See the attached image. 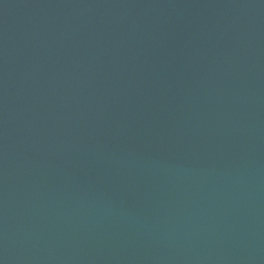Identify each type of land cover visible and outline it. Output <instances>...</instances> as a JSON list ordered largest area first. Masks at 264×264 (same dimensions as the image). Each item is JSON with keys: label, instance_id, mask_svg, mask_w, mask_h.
Instances as JSON below:
<instances>
[{"label": "water", "instance_id": "water-1", "mask_svg": "<svg viewBox=\"0 0 264 264\" xmlns=\"http://www.w3.org/2000/svg\"><path fill=\"white\" fill-rule=\"evenodd\" d=\"M0 264H264V0H0Z\"/></svg>", "mask_w": 264, "mask_h": 264}]
</instances>
